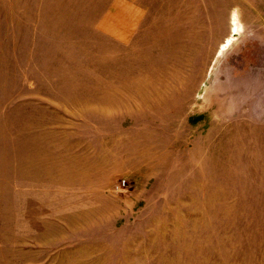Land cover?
<instances>
[{"label":"rangeland","instance_id":"1","mask_svg":"<svg viewBox=\"0 0 264 264\" xmlns=\"http://www.w3.org/2000/svg\"><path fill=\"white\" fill-rule=\"evenodd\" d=\"M261 29L264 0H0V264H264V121L226 115Z\"/></svg>","mask_w":264,"mask_h":264},{"label":"clouds","instance_id":"2","mask_svg":"<svg viewBox=\"0 0 264 264\" xmlns=\"http://www.w3.org/2000/svg\"><path fill=\"white\" fill-rule=\"evenodd\" d=\"M251 35H254V33H251ZM229 69L234 74L239 73V70H235L230 65ZM261 75L262 73L258 71L257 75L251 78V82L254 83L256 87L253 88L250 92L242 96L239 100L233 97L232 110L226 114L229 119L241 113H245L253 121H264V92L261 91V89H264V80L261 79ZM227 87L229 91H231L234 86L230 82ZM253 100L254 102H251Z\"/></svg>","mask_w":264,"mask_h":264},{"label":"crops","instance_id":"3","mask_svg":"<svg viewBox=\"0 0 264 264\" xmlns=\"http://www.w3.org/2000/svg\"><path fill=\"white\" fill-rule=\"evenodd\" d=\"M237 12L238 13V19H239V21L241 22V30L238 32V33H234L233 32V24H232V17H233V14H234V12ZM230 23H231V32H230V35L227 37V38H225V41H224V43L221 45V48H222V46L224 45V44H226L227 43V41H229V40H233V42L231 43V45L234 43V41L238 38V36L239 35H241L242 33H246V38H247V40H248V25H246L245 23H243V21H242V18H241V14H240V12L237 10V9H234L233 11H232V13H231V18H230ZM100 25H101V28L102 29H105V30H110V29H112V30H116V31H119V30H122V28H115V27H111L110 26V24L109 23H107L106 21H105V19H103L102 21H101V23H100ZM117 35H119V33L117 34ZM116 37V36H115ZM117 38V37H116ZM255 38V39H254ZM123 40H124V38H122ZM257 39V41L258 40H260V41H264V29H261L260 30V32H259V34H256V35H252V40H256ZM258 43V42H257ZM230 45V46H231ZM229 46V47H230ZM261 47H263L262 45H261ZM221 48H220V50H219V53H218V55L220 56L221 54H223L222 52H224V51H222L221 52ZM228 49V48H227ZM226 49V50H227Z\"/></svg>","mask_w":264,"mask_h":264},{"label":"bare ground","instance_id":"4","mask_svg":"<svg viewBox=\"0 0 264 264\" xmlns=\"http://www.w3.org/2000/svg\"><path fill=\"white\" fill-rule=\"evenodd\" d=\"M232 24H233V32L234 33H238L240 30H241V22L239 21V19H238V14H237V12H235L234 14H233V18H232ZM233 42V40H229V41H227V43L224 45V49H226V48H228L230 45H231V43Z\"/></svg>","mask_w":264,"mask_h":264},{"label":"built area","instance_id":"5","mask_svg":"<svg viewBox=\"0 0 264 264\" xmlns=\"http://www.w3.org/2000/svg\"><path fill=\"white\" fill-rule=\"evenodd\" d=\"M120 185H121V186H122V185H126V182H125V181H123V182H122Z\"/></svg>","mask_w":264,"mask_h":264}]
</instances>
